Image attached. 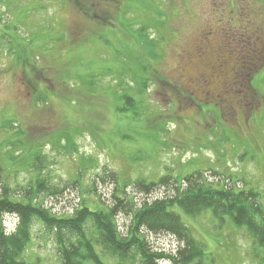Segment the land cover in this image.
Here are the masks:
<instances>
[{
    "label": "rangeland",
    "instance_id": "374dc122",
    "mask_svg": "<svg viewBox=\"0 0 264 264\" xmlns=\"http://www.w3.org/2000/svg\"><path fill=\"white\" fill-rule=\"evenodd\" d=\"M171 2L168 26L174 29L175 19L180 36L176 44L170 38L161 74L174 88L166 86L162 89L158 86L149 89L152 109L156 108L158 113L171 117L165 119L166 131L159 139L164 137L171 141L167 148L142 142V134H148L150 130L145 119L140 118L135 125L129 126L122 119L123 141H129L131 145L126 146L120 159H115L119 155L118 150L114 152L111 146L100 145V138L96 144L88 133L74 137L76 151L69 154L60 144H51V134L68 124L72 115L76 123L96 121L100 122V126L104 124L105 134L115 132L120 120L104 100L110 92L104 88L115 84L111 77H103L96 85V95L103 97L88 100L89 96L84 90L70 89L73 84L68 77L73 70L71 55L62 57V50L67 45L60 41L61 54L58 59L54 53L50 59L37 60V64L43 67L42 75L36 76V80L52 87L51 80L57 76L61 86L55 88L53 85L52 90L58 89L63 96L71 97V101L78 99V108L72 109L66 102L56 100L48 106H37L24 86L23 66L14 63V44L11 41L17 40V36L40 31L47 22L58 16V25L65 31L70 30V21L77 22L80 17L72 12V8L65 7L60 11V0H0V124L5 119L13 122V127L7 128V131L0 128V155H4L0 168L5 176L4 184L19 193L34 177L35 171L27 174V170L21 168L24 162H32L31 158H25L30 147L29 152L39 151L42 157L40 163L36 160L33 165L41 167V175L50 182L51 191L40 196L43 195V205L53 215L71 213V208L79 203L81 197L99 201L100 208L113 207L114 195L124 193L131 199L127 202V198H122L120 210L115 215L122 234L130 226V210L148 199L137 186H128L138 178L156 181L157 187L150 195L161 198L165 194H173V178L198 170L197 175H202L206 183L224 185L234 191L250 190L258 195L257 199L264 206V0ZM68 20L70 23L63 27V21ZM88 39L86 46H82L80 53H77L80 57L86 54L91 56L97 50H100V58L105 53L111 54V49L96 47L98 43L92 35ZM34 45L42 49L48 43L38 41ZM230 51H233L235 58ZM218 55L222 57V64L218 63ZM212 69V77L202 81L201 76ZM259 72V80L254 82L253 78ZM188 77L192 79L191 84ZM196 87L200 90L196 91ZM179 90L186 96L179 94ZM168 100L174 102V109L168 106ZM218 114L220 116H215ZM214 116L220 118L219 123H216ZM118 129L121 128L118 126ZM126 136L137 141L128 140L130 138ZM9 140L17 141V147L26 154L18 159L20 166L13 169V164H9L12 163L11 154L16 156L21 151L10 152L12 147ZM150 147H156L157 152L154 153ZM86 156L92 157L95 163L89 164ZM134 157L136 160L132 162L130 158ZM112 171L118 173V183H123L120 193L117 184L110 180ZM161 177L169 183L159 184ZM14 215H3V227L6 231L8 229V233L17 231L18 218ZM183 220L190 229L193 226L200 231L193 233L203 242L207 264H262L263 249H256L245 228L236 226L229 217L217 219L207 213L190 220V223L185 218ZM30 233L31 251L26 254V264H59L54 253L53 233L46 232L44 226L36 221H33ZM142 233L148 244L159 251H170L176 247L173 236ZM104 263L119 262L108 256ZM122 264L131 263L127 259ZM158 264L167 263L160 261Z\"/></svg>",
    "mask_w": 264,
    "mask_h": 264
},
{
    "label": "trees",
    "instance_id": "16d2710c",
    "mask_svg": "<svg viewBox=\"0 0 264 264\" xmlns=\"http://www.w3.org/2000/svg\"><path fill=\"white\" fill-rule=\"evenodd\" d=\"M60 2V11L65 7L72 8V12L81 18L77 22L70 21V30L65 31L61 25H58V17H60L58 16V19L52 18L47 22L42 30L29 32L22 37L17 36L18 41L16 39L11 41L14 44V63L21 64L24 69V86L31 95L34 105L48 106L56 100L66 102L72 109L78 108L76 106L78 99L71 101V97L63 96L58 89L52 90L53 85L55 88L61 86V80L57 76L51 80L52 87L36 80V76L42 75L43 67L37 64V60L47 57L50 59L54 53L58 59V55L61 54L59 48L61 41L67 45L65 50H62V57L71 55L73 70L68 77L73 84L70 89L84 90L89 96L88 100L93 99L92 97H103V95H96L98 92L96 85L103 77H111V81L115 84L104 88L110 91L104 100L120 123L117 124V128L115 127V132L105 134L104 124L100 126V122L96 121L76 123L72 115L68 124L51 134V144H60L61 148L69 154L76 151L74 137L88 133L96 144L99 142L100 145L111 146L114 152L118 150L119 155L114 158L120 159L126 151V146L131 145L129 141H123L124 134H121L123 126L120 125L122 119H125L129 126L135 125L141 118L145 119L147 128L150 129L148 134H142L141 141L167 148L171 140L164 137L160 140L159 137L166 131L165 119L171 117L158 113L156 108L152 109L150 104L153 102L150 101L149 89L158 86L162 89L166 86L174 88V85L161 74L163 70L161 65L165 62L167 54L166 46L171 43V37L176 44L180 36L175 19L174 29L168 26L171 18V0H60ZM70 22L63 21V27ZM50 30L53 32L50 33ZM72 33L76 35H71ZM91 35L98 43L96 47L111 49V54L105 53L100 58L98 55L100 50H97L93 51L91 56L86 54L84 56L86 59L77 55L81 51L80 48L86 46ZM24 40L25 42L22 43ZM38 41H45L48 45L42 49L38 48L34 45ZM230 54L235 58L233 51H230ZM221 58L220 56L217 58L219 64H222ZM204 62L206 63L207 59ZM213 71L212 69L201 77L211 78L210 74ZM258 76L260 72L254 76V82L259 80ZM188 79L191 84L192 79L190 77ZM195 89L200 90L199 87ZM178 93L183 94L180 90ZM78 103L81 106V103ZM175 104H178L177 99ZM176 105L174 106V102L168 100V106L171 109H174ZM65 112L68 114L67 110ZM215 116L216 123H219L220 118ZM12 124L11 120L5 119L0 124V128L3 127L7 131V128L13 127ZM118 126L121 129H118ZM99 132L105 135L102 136ZM99 138L100 141H98ZM127 138L133 140L131 136ZM60 140H64V143L62 144ZM8 142L12 147L10 152L21 151L16 156L11 154L12 163L9 164L10 166L13 164V169L20 166L18 159L26 154L17 147V141L9 140ZM119 143H121L120 146ZM25 148L26 146H24L26 151ZM149 149L154 153L157 152L156 147ZM29 150L30 147L27 149L25 158H31L32 162H24L21 168L26 169L27 174L32 171L36 174L19 193L12 190L8 184H4L6 180L2 175L3 169L0 168V264H26V254L31 251L30 228L33 221L40 222L46 232L53 233L54 253L59 264H105L104 261L108 256L121 264L127 259L131 264H158L160 261L167 264H207L208 258L204 253L203 242L195 238L193 233H200V231L195 230L193 226L190 229L183 220L185 218L190 223V220L207 213L217 219L227 216L236 226L244 227L245 233L253 240L256 249L258 247L263 249L261 263L264 264V206L257 199L258 195L250 190L234 191L224 185L213 186L206 183L202 175H197L198 170H194L187 175L172 179L174 182L172 195L165 194L161 198H155L150 194L157 187L156 181L146 180V178L132 180L128 186H137L148 199L130 210L131 223L126 233L122 234L116 224L115 215L120 210V202L127 198L124 193L121 196L114 195L113 207L100 208L99 201L81 197L79 203L71 208V213L53 215L52 211L43 205L41 199L43 195L40 196L42 193L51 191L50 182L47 177L41 175V167L33 165V161L36 160L40 163L42 157L39 156V151L29 152ZM3 158L4 155H0V164L4 163ZM130 159L132 162L136 160L135 157ZM86 160L89 164L95 163L90 156ZM109 176L112 183L117 184L119 188L117 191L120 193L123 183L121 185L118 183V173L112 171ZM166 183H169L167 179L164 182L163 177L159 178V184ZM17 186L20 187V184ZM130 199L127 198V202ZM14 214L18 218V228L15 233H8L3 227V215ZM143 231L173 236L177 242L175 249L170 251L155 249L145 240Z\"/></svg>",
    "mask_w": 264,
    "mask_h": 264
},
{
    "label": "flooded vegetation",
    "instance_id": "af4514ba",
    "mask_svg": "<svg viewBox=\"0 0 264 264\" xmlns=\"http://www.w3.org/2000/svg\"><path fill=\"white\" fill-rule=\"evenodd\" d=\"M202 81H204V82H205V81H206V77H204V78L202 79ZM209 83L211 84V82H209ZM209 91H210V90H209Z\"/></svg>",
    "mask_w": 264,
    "mask_h": 264
}]
</instances>
